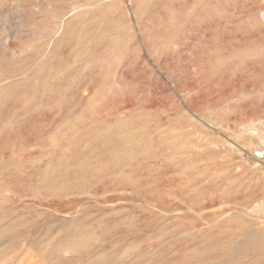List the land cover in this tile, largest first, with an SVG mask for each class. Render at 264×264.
Returning a JSON list of instances; mask_svg holds the SVG:
<instances>
[{"label":"rangeland","instance_id":"rangeland-1","mask_svg":"<svg viewBox=\"0 0 264 264\" xmlns=\"http://www.w3.org/2000/svg\"><path fill=\"white\" fill-rule=\"evenodd\" d=\"M0 264H264V0H0Z\"/></svg>","mask_w":264,"mask_h":264}]
</instances>
